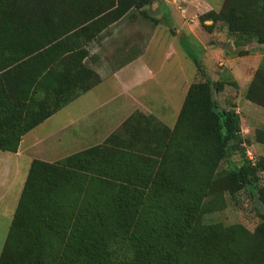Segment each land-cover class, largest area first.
Segmentation results:
<instances>
[{
  "label": "trees",
  "instance_id": "16d2710c",
  "mask_svg": "<svg viewBox=\"0 0 264 264\" xmlns=\"http://www.w3.org/2000/svg\"><path fill=\"white\" fill-rule=\"evenodd\" d=\"M149 3L0 0V150L17 152L26 133L98 85L83 37ZM199 20L211 34L223 27L238 45H264V0H224ZM193 60L197 80L160 156H107L94 147L32 161L0 264H264V156L248 157L238 112L216 98L226 82ZM247 97L264 107V58ZM256 141L264 142L263 130ZM245 190L263 211L253 230L204 221L225 195Z\"/></svg>",
  "mask_w": 264,
  "mask_h": 264
},
{
  "label": "crops",
  "instance_id": "0c3cea01",
  "mask_svg": "<svg viewBox=\"0 0 264 264\" xmlns=\"http://www.w3.org/2000/svg\"><path fill=\"white\" fill-rule=\"evenodd\" d=\"M223 1L150 0L92 40L83 37L89 52L84 63L98 73L100 83L26 133L17 152L0 150V254L34 159L56 162L94 147H103L107 156H113V149L160 156L198 77L185 64L194 61L186 49L191 48L189 40L203 46V67L210 78H219L209 71L223 63L234 68L236 77L251 81L264 58V45H238L223 27L211 34L199 20L206 12L219 11ZM166 15L173 17L174 29L161 25ZM182 38L188 44L179 51L176 41Z\"/></svg>",
  "mask_w": 264,
  "mask_h": 264
},
{
  "label": "rangeland",
  "instance_id": "374dc122",
  "mask_svg": "<svg viewBox=\"0 0 264 264\" xmlns=\"http://www.w3.org/2000/svg\"><path fill=\"white\" fill-rule=\"evenodd\" d=\"M170 17L173 18L172 16ZM170 17L169 15L163 16L161 19V25H167L174 29L175 24ZM189 41L191 43V48H188L191 52V55L189 54V56L191 58H196L200 66L203 68V65H206V62L203 60V46L200 43H196L194 39ZM185 43H187V40H184L183 38L176 41V47L179 51L181 50V46ZM156 53L157 52H154V54ZM183 57L185 58V55ZM185 64L189 73L192 74L193 72H196L198 75L199 67L195 61L189 60L186 61ZM233 69V67L229 69L226 64L222 63L219 65V63H216L212 68V71H209V73H213L214 71L218 72L219 78H217V80L226 82L224 89L221 92L216 93V98L221 108H233L238 112L242 124V135L244 138L242 147L244 150H249L252 155H255L254 157L264 156V142L260 143L256 141L257 130L261 129L264 132V107L248 99L247 92L251 81L247 82V78L244 77V75L242 78L236 77L232 72ZM190 76L192 78L194 77L193 75ZM253 76L254 72L251 74L250 78L252 79ZM233 82L236 84L239 82V85H235ZM161 87L166 89V86ZM241 154H243V150L236 153V155H233V160L236 162L240 161ZM222 166L227 167L228 164L223 162ZM261 183L264 184V173L262 174ZM262 212L261 203L256 194H252L251 191L245 190L237 194L235 197L225 195L224 207L218 211L206 214L204 221L206 223H222L225 225L241 223L250 230H253L259 223L260 214Z\"/></svg>",
  "mask_w": 264,
  "mask_h": 264
},
{
  "label": "built area",
  "instance_id": "2783aa9c",
  "mask_svg": "<svg viewBox=\"0 0 264 264\" xmlns=\"http://www.w3.org/2000/svg\"><path fill=\"white\" fill-rule=\"evenodd\" d=\"M247 154H248V157H249L253 162L256 161V158L254 157V155H252V154L250 153V151H248Z\"/></svg>",
  "mask_w": 264,
  "mask_h": 264
}]
</instances>
